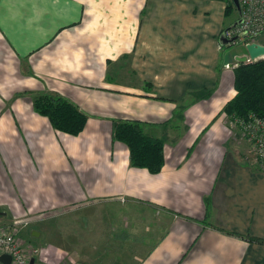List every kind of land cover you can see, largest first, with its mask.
Masks as SVG:
<instances>
[{
  "label": "crops",
  "instance_id": "1",
  "mask_svg": "<svg viewBox=\"0 0 264 264\" xmlns=\"http://www.w3.org/2000/svg\"><path fill=\"white\" fill-rule=\"evenodd\" d=\"M229 6L0 0V194L11 186L17 197L32 196L21 190L22 174L30 183L31 170H46L81 200L100 172L94 186L133 189V200L166 214L167 230L139 264H264V165L229 147L235 134L224 111L236 95L234 68L225 66L231 53L219 42L239 19ZM45 92L89 116L80 134L56 130L34 110V96ZM121 119L165 140L159 173L133 166L127 145L113 139ZM96 146L106 160L86 174ZM68 168L78 175H65Z\"/></svg>",
  "mask_w": 264,
  "mask_h": 264
},
{
  "label": "rangeland",
  "instance_id": "2",
  "mask_svg": "<svg viewBox=\"0 0 264 264\" xmlns=\"http://www.w3.org/2000/svg\"><path fill=\"white\" fill-rule=\"evenodd\" d=\"M229 27L225 30H230ZM236 40L223 46L230 51L233 60L226 63L228 69L235 70L240 64L246 63V61L241 62L239 58L249 56L246 49L247 42L241 43ZM259 40L264 42V33L254 43L262 44ZM134 85L140 86V82L136 81ZM251 116L249 120H254ZM249 120L239 117L229 118V127L235 134V137L231 138L229 147L236 155L244 156L249 162L253 161L263 166L264 163H260L261 160L253 151V149L257 152L260 150L256 144L257 140L248 135L244 127ZM114 151L111 152V156ZM101 152L100 146L89 151L91 155L85 161L87 164L83 165L87 167L83 172L86 171L88 174L87 172L95 169V165L100 166L103 163L101 158L106 160ZM93 154L95 156L100 154L96 162L91 159ZM67 160L72 163L68 155ZM73 162L77 165L75 159ZM66 170L65 175L69 173V177L78 175L76 170L71 171L70 168ZM51 172L31 170L30 183L23 180L22 174L19 183L21 190L32 191V196L26 197L20 192L17 197L11 186L12 194L10 192H6V195L0 194L2 199L0 226L16 229L17 238L29 264L32 262L33 264H139L167 230L169 224L165 218L166 214L158 213L152 205L144 204L139 199L133 200L138 197L132 193L133 189L127 192L125 187L115 184L94 186V179L102 177L100 172L93 171L94 176L98 177L90 179L89 191L81 200H77V192L74 193V189L69 188L67 184L50 180ZM85 190L84 188L83 194ZM34 231L39 234L33 235Z\"/></svg>",
  "mask_w": 264,
  "mask_h": 264
},
{
  "label": "trees",
  "instance_id": "3",
  "mask_svg": "<svg viewBox=\"0 0 264 264\" xmlns=\"http://www.w3.org/2000/svg\"><path fill=\"white\" fill-rule=\"evenodd\" d=\"M233 8L231 0L228 13ZM234 86L236 95L224 107L228 117L249 120L251 115H255L251 119L264 121V59L236 67ZM33 107L37 113L48 117L56 130L71 135L80 134L89 118L72 100L54 92L34 96ZM113 124V139L127 145L131 164L159 173L165 164V140L148 135L144 122L139 120L121 119Z\"/></svg>",
  "mask_w": 264,
  "mask_h": 264
},
{
  "label": "built area",
  "instance_id": "4",
  "mask_svg": "<svg viewBox=\"0 0 264 264\" xmlns=\"http://www.w3.org/2000/svg\"><path fill=\"white\" fill-rule=\"evenodd\" d=\"M239 2L242 10V23L230 30H225V35L228 38L241 35L242 37L238 38L236 42L254 43L264 33V0H239ZM259 57L251 58L248 56L246 63L264 59V55ZM257 121L260 122L257 123ZM244 127L248 132L247 134L257 140L256 144L260 150L257 152L256 149H253V151L261 160L260 163H264V121L260 119L249 120V123ZM17 237L15 228L0 226V256L2 254L11 255V264H29L30 262ZM0 264L3 263L0 261Z\"/></svg>",
  "mask_w": 264,
  "mask_h": 264
},
{
  "label": "water",
  "instance_id": "5",
  "mask_svg": "<svg viewBox=\"0 0 264 264\" xmlns=\"http://www.w3.org/2000/svg\"><path fill=\"white\" fill-rule=\"evenodd\" d=\"M233 2H234V5L236 6V8H237V10H238V12H239L240 18H239V20H237L236 22H234V23L229 27V29H232V28L238 26V25L242 22V20H241V19H242V18H241V17H242V10H241L240 2H239V0H233ZM238 38H240V35L235 36V37L229 39V38H227V36L225 35V32H223V33L221 34V36H220V40H219V42H220V44H221L222 46H226V45L230 44L232 41H234V40H236V39H238ZM246 49H247V53L249 54V56H250L251 58H257V57H259V56L264 55V45H262V44L251 43V44H248V45L246 46ZM239 60H240L241 62H244V61L247 60V57H246V56H243V57L239 58ZM34 234L37 235L36 232H34ZM0 261H1L3 264H11V262H12V256L9 255V254H2V255L0 256ZM31 264H33V262H32Z\"/></svg>",
  "mask_w": 264,
  "mask_h": 264
}]
</instances>
